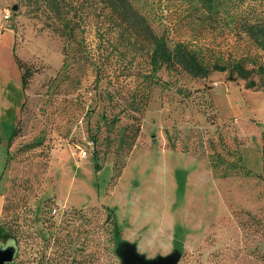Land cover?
<instances>
[{"label":"rangeland","instance_id":"obj_1","mask_svg":"<svg viewBox=\"0 0 264 264\" xmlns=\"http://www.w3.org/2000/svg\"><path fill=\"white\" fill-rule=\"evenodd\" d=\"M158 1L172 37L264 65L233 23ZM238 4L264 18V0ZM0 6L10 9L0 22V241L16 244L7 264H120L122 240L145 257L176 250L175 264H264V72L245 87L223 71L192 77L162 67L135 111L126 104L146 72L143 48L131 62L129 52L109 58L94 86L92 64L72 42L55 76L59 22L32 3ZM86 20L83 43L96 46ZM14 54L30 71L24 88ZM160 144L199 152L209 170ZM112 167L119 175L109 181Z\"/></svg>","mask_w":264,"mask_h":264},{"label":"trees","instance_id":"obj_2","mask_svg":"<svg viewBox=\"0 0 264 264\" xmlns=\"http://www.w3.org/2000/svg\"><path fill=\"white\" fill-rule=\"evenodd\" d=\"M25 4L44 7L59 22L58 32L62 37L61 62L55 76L66 70L69 63L67 48L76 43V57L89 60L92 64L93 84L103 76V64L112 57L120 60L129 52L131 62L138 50L146 51V72H141L142 84L134 88L127 106L139 111L146 97L147 87L151 82H157L160 68H178L192 77H205L211 71H223L225 79L242 78L245 87L256 85L253 73L263 75L264 65L256 57L248 54L232 55L231 53L205 54L203 47L188 40L176 39L170 34V26L163 21L161 4L158 0H20ZM183 11L188 15L193 13L200 18H219L233 23L253 42L254 46L264 54V18L252 11L240 7L242 0H179ZM91 20L94 24L96 46L83 43L85 24ZM13 48V47H12ZM13 51V49H12ZM74 56V51H70ZM14 58L18 67L20 87L24 88L29 70L22 68V63ZM117 120L114 116L107 125ZM138 125L133 128L127 141L131 147ZM14 134L11 131L10 136ZM119 171L112 167L109 181L118 177ZM106 219V216H105ZM115 223V220L113 221Z\"/></svg>","mask_w":264,"mask_h":264},{"label":"water","instance_id":"obj_3","mask_svg":"<svg viewBox=\"0 0 264 264\" xmlns=\"http://www.w3.org/2000/svg\"><path fill=\"white\" fill-rule=\"evenodd\" d=\"M16 6V3H13L10 8L15 10ZM115 249L120 264H175L178 257L176 250H171L166 254L145 257L143 254L136 251L132 242L125 240H122ZM15 251L16 244L13 239L9 238L0 241V264L11 262Z\"/></svg>","mask_w":264,"mask_h":264},{"label":"crops","instance_id":"obj_4","mask_svg":"<svg viewBox=\"0 0 264 264\" xmlns=\"http://www.w3.org/2000/svg\"><path fill=\"white\" fill-rule=\"evenodd\" d=\"M1 10L2 7L0 6V22H1ZM20 80V78H19ZM166 141V139H165ZM160 149L162 152H169V153H174V154H179L188 158H192L198 163V166H206L204 162V157L199 152L193 151V150H181L177 146H169L165 144H160ZM207 169L209 170L208 166H206ZM116 217V215H115ZM117 219V217H116ZM117 224L119 225V228L121 229L120 222L117 219Z\"/></svg>","mask_w":264,"mask_h":264},{"label":"built area","instance_id":"obj_5","mask_svg":"<svg viewBox=\"0 0 264 264\" xmlns=\"http://www.w3.org/2000/svg\"><path fill=\"white\" fill-rule=\"evenodd\" d=\"M10 16V9L8 7H3L1 10V19H7ZM3 27V24L0 25ZM79 155L84 156L86 155V151L82 148L78 150Z\"/></svg>","mask_w":264,"mask_h":264}]
</instances>
